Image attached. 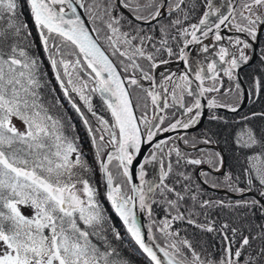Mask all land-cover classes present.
Instances as JSON below:
<instances>
[{"label": "snow or ice", "instance_id": "6c2138e0", "mask_svg": "<svg viewBox=\"0 0 264 264\" xmlns=\"http://www.w3.org/2000/svg\"><path fill=\"white\" fill-rule=\"evenodd\" d=\"M120 2L123 8L134 13L136 20L145 22L161 16L163 8H167L171 14L172 11L181 9L184 4V0H176L174 6L170 0L168 3H165V0H144V3H141V0H120ZM28 3L46 50L49 47L48 37L52 34L59 36L62 43L70 42V45L74 46L75 50L67 54L74 56L75 59L65 60L61 47L53 40L51 47L55 54H49L48 59L54 69L58 64L63 68V74L67 77L66 83L72 86L67 87L65 81L61 79V73L56 71V78L65 95L67 96L69 91L78 93L88 111L97 119L95 130L88 127V132L96 146V157L108 187L107 199L143 253L153 264H165L158 255L157 249L167 258L166 264H239L241 250L238 249L233 253L230 244L225 246L224 255L217 260L209 256L202 258L186 239L170 243L168 248L173 249L170 252L168 248L160 247L155 243L151 229H149V238L152 239L153 244L147 243L137 222L136 209L138 206L140 211L146 210L151 213L148 194L153 192V187L147 186L148 181L144 179L145 164L158 157L152 155L151 160L145 158L144 163L140 164L139 185L132 183L129 166L133 162L134 155L139 153L142 143L151 144L161 132L188 129L198 123L204 108L200 97L205 93L220 91L223 87V80H218L221 71L230 81L236 79L233 75L234 70L250 59L243 49L250 48L251 45L239 37L232 41L233 46H240L239 57L227 47H221L217 55L220 62L227 64V67L218 70L217 62L214 60L208 66L211 76H206L204 68L201 67L195 75V79L199 81L197 93L192 87L193 82L187 72L176 78H174L175 74H170L163 78V82H157L150 71H145L138 62L140 59L148 61L150 68L159 67L154 54L146 51V41H150L151 37L140 36L139 31L135 35L121 31L120 17L110 15L111 3L103 9L104 15L108 16V20L104 23L109 30L105 39L110 52L102 48L98 36L92 35V32H98V29L93 28L89 31L79 14L78 8L86 7L83 0H28ZM254 6L264 7V0H249L244 4L250 16H243L241 13L246 24L234 25L238 32L246 33L252 40L257 38V27L264 24L261 14L251 12ZM17 7L18 0H0V22L7 20L6 27L0 26V42L6 41L9 33L13 37H19L21 31L26 29V25L16 22ZM209 8H211L210 4ZM143 10H148L147 14H142ZM208 16L209 13L206 12L199 25H191V32L187 28L182 30L181 35L191 37L184 42L185 47L193 42H200L197 32L202 30L201 26H205L202 32L204 37L213 30L208 26ZM97 18L103 19L98 15L93 17V20ZM228 19V16H222L219 23L214 25L216 41L222 39L219 29ZM174 23L178 25L181 21L177 19ZM161 31L164 33L163 29ZM164 36L165 38L160 41L161 47L155 48L153 45V48L156 52L164 49L171 56L173 52L167 47L166 33ZM203 51L207 52L208 46H204ZM56 55L60 56L59 60ZM110 56L123 58L119 60V69ZM180 58L186 59L183 48L180 49ZM161 63L167 62L161 61ZM70 66L72 71L69 70ZM77 69L84 71L94 81L95 86L91 91L99 93L106 109L110 112L111 123L103 116H98L93 110L91 97L84 94V88L88 87V83L81 80ZM38 71L37 60L18 43L11 44L8 52L0 48V264H117L109 260L111 251H101L90 239V236L95 235L106 241L105 237L95 231L96 225L101 224L104 219L102 209L95 199V189L87 179L74 171L77 168L84 171L90 169L82 159L76 144L64 134L60 120L53 117L40 103L38 90L42 84ZM73 72H76V79L81 80L79 87L73 81ZM137 72L140 73L139 78ZM141 80H147L153 86L144 88ZM205 80H211L213 83L205 87ZM132 86L143 90L150 99L151 108L147 102L133 106V99L130 96ZM254 86L258 94L264 83L257 78L254 80ZM235 87L239 89V83ZM226 91L231 92L232 89ZM164 94H167L166 98ZM185 95L192 97L191 104H185ZM169 99L171 103L168 102ZM73 107L83 117V113L75 103ZM177 107L183 110L185 117L175 119L167 126H163L165 119L168 118L165 110ZM207 107L210 109L229 107L231 111H237L235 106L218 104L215 98L209 100ZM141 108L143 111H139ZM189 113L192 115L187 116L186 114ZM13 117L23 122V131L13 124ZM212 118L218 119L215 116ZM84 123L88 125L87 119H84ZM203 143L210 144L212 141L206 139ZM236 143L241 148L251 149L261 144V141L257 140L252 129H246L238 134ZM105 145L112 146L114 150L106 157H101ZM166 146V140L157 141L155 150L169 158L175 154L177 164L181 160L194 166L209 163L215 171H219L222 166V157L218 153L205 152L203 157L191 158L188 154L181 153L178 147H170L165 152ZM192 147L196 149L195 142ZM72 154H75V160L71 158ZM113 160L117 161L116 176L125 178L130 186L131 195L128 191H124L123 183H114L116 177L109 170ZM248 160L250 167L245 171L249 189L253 178L264 186V167L260 166L264 163V152L250 156ZM171 172L172 163L169 162L167 171L162 172V179ZM179 175L186 180L191 179L183 172ZM201 175L208 177L210 174L201 172ZM231 181V175L226 174L224 183L232 187ZM208 182V179H205V183ZM77 184H82V189H77ZM145 186H147L146 190ZM212 186L217 185L213 183ZM164 188L176 197L175 200L167 201L169 206L177 208V215L172 217V221L185 219L184 214L178 210V201H182L184 195L173 187L164 185ZM187 190L189 189L186 185L185 191ZM233 190L244 191L236 188ZM161 194H164L163 191ZM261 195H264V191ZM191 199L193 201L197 199L195 193ZM210 203L203 201L201 207L209 206ZM253 203L258 202L253 201ZM21 207L30 208L32 214L24 215ZM172 221L165 219L161 222L159 231L165 238L179 235L178 232L170 231ZM187 221L190 224L195 223L191 219V214L187 217ZM81 224L84 225L83 228ZM197 227L208 232L214 231L211 224L197 225ZM227 227V224L222 226L225 229ZM232 231L235 234L236 230ZM115 235L119 239V233ZM224 239H228L226 234ZM248 244V239L244 238L242 245ZM178 245L186 247L188 252H183Z\"/></svg>", "mask_w": 264, "mask_h": 264}, {"label": "flooded vegetation", "instance_id": "af4514ba", "mask_svg": "<svg viewBox=\"0 0 264 264\" xmlns=\"http://www.w3.org/2000/svg\"><path fill=\"white\" fill-rule=\"evenodd\" d=\"M83 2L85 3V6H86L85 8H82L83 13H84L86 19L88 20V22L90 23L92 29L93 28L98 29V32H94V33H95L96 37L97 36L99 37V42L102 45V47L105 49L106 52H110V49H108V45H107V42L105 39V37L109 34V30L106 28L105 23H104V21L108 20V16L104 15L103 9L109 3H111V7L109 9L110 15L120 17L121 31L130 32L133 35L137 34V32L139 31L140 36L151 37L150 41H146V51L154 54V59L159 64V67L150 68L149 62L146 60H143V59H140L138 62L145 69V71L151 72V74L155 77V80L157 82H163V78L170 75V74H175L174 78H176V77H179V76H181L187 72L189 74V78L193 82L192 83L193 89H196L195 85L199 84V81H197L195 79V75H196V72L201 67L204 68V70H205L204 74L206 76H211V73L208 72V66L214 60L217 62L218 70L227 67V64H223L220 62L219 56L217 55V53L219 52L221 47H227L230 52H235L237 57H239V48L240 47L233 46V44L231 42L234 41L237 37H239L243 40H246L250 44V41L248 39H244L238 34L240 32H238L236 30V28L234 27V25H236L235 24L236 23L235 18H234L232 26L230 27V30L232 32V34L230 36H228V37H226V36L222 37L221 36L222 39L220 41H216L215 37H213L207 41H203V42L199 43L193 49V51L190 53L189 56L186 57V59L180 58V49L181 48L185 49L184 42L186 40L190 39V36L181 35V32L185 28H187L189 30V32L192 31L191 25H193V24L197 25L199 23L207 5L209 4V0H184V4L181 6V9L172 11L171 14H169L168 9L163 8V9H161V16H159L155 20H151L150 22H145L143 20H136L134 18V13L129 12L128 9H125L121 6L120 0H83ZM168 2H169V0H165V3H168ZM170 2L174 6L176 0H170ZM141 3H144V0H141ZM240 3H241V1H240ZM240 3H239V5H240ZM239 5H238V8H239ZM238 8H237V11H238ZM147 11L148 10H143L142 14H147ZM237 11H236L235 17H237ZM98 15L102 16L103 19L97 18V19L93 20V17L98 16ZM185 17H187V18H185ZM177 19H179L181 21V23L178 25L174 23ZM32 21L34 22L33 16H32ZM35 26H36V24H35ZM259 28H260V25L257 29V33H258ZM36 29H37L38 34H39V29L37 28V26H36ZM141 29H142V31H140ZM161 29H163L164 33H166V35H167V47H170L172 49V52H173V54L171 56L164 49H161L159 52H156V50H155V48L161 47L160 41L165 38L164 33H162ZM263 34H264V32L261 33L260 39L258 42V56H257L256 60L247 66L248 62L252 58L253 49H252V47L247 48V49H250L249 54L247 53V51L245 49H243L245 55L249 56L250 59L247 61V63H242L238 69L234 70L233 75L236 77V79L233 81H230L226 76H224L223 72L221 71L220 76L218 77V80H221V79L223 80V87L220 88V91L218 93H216V92L205 93V95L203 96L204 97L203 100L205 101V105H204L203 110H206V112L204 113L202 110V115L199 118V122L195 124L196 126L193 125V126L189 127L188 129H186L185 131H183V133L185 135L182 136L181 141H182V145L185 146L187 149L182 148L178 144V138L177 137H171L172 139L167 140V146L165 147V150H164L165 152H167L168 148H170V147H178L180 149V151H183L184 153H187L189 155L199 154L196 157H191V158H200V157H203V154L199 153L200 150L205 151L206 149H198V151L195 150V152L191 153L193 150V147H192L193 142L196 143V148H198L199 146H205V145H207V146L208 145H215L221 149V151L223 152V154L225 156V160H226L225 172L222 174H218L219 172L213 171V173H212V172L206 170L205 167H209V168L213 169L209 163H202L199 166H194V165H188V164L184 163L183 160H181V162L179 164H177L175 154H173L172 157L169 158L166 155H164V153H160L159 166H160L161 176H162L163 171H167V165L169 162L172 163V172L167 177H164V180L161 182V184L157 188V191L154 195L153 202H152V217L153 218H155L154 216H157L160 213V210L158 209L159 208L158 202L159 203H160V201H161V203L164 202L163 199H160V196L157 199L158 192L160 189H165L164 185L173 187V180H172V184H170L169 180H170V178H173V173L176 174L175 171H178V172H179V170L180 171H186L190 177H192L194 175V177L196 178V182H197L199 187H204L198 179V171L199 170H200V175H201V172H207L210 174L208 177L201 175V177H203L204 180L208 179V181H209L208 184H210V185H212L214 183V181L215 182H219V180L221 181L222 178H224L227 173H230V168L232 166L230 165L231 162L228 160V156L226 153V151H228V150L225 151L224 146H222L218 143L205 144V143H203V141L206 139L210 140L212 142L214 141V140L210 139V137L208 135V132H209L208 127L209 126L210 127L216 126L218 128H220V127L227 128L228 124H226V122L229 121L231 118H235L237 123L242 125L245 129H252L253 130V125H252L253 120H251V119L256 116L255 115L256 112L254 111L253 104L257 101L258 95L261 93V89H260L258 94L256 93V89L254 86V80L257 78L261 80V78H263L262 74H264V58H261V60H260V57H261L260 44H261V37ZM39 37L41 39L40 34H39ZM59 38L60 37L57 36L56 34H52L51 36H49L48 37L49 47L47 50L45 49L43 42H42V39H41L43 51H44V54H45L46 59H47L46 61L50 65V68H52V65L50 63V60L48 59L49 54H55L53 52L52 47H51L53 40H55L56 44L58 46H60L61 48H63V46H64L63 45L64 43L57 42V40ZM248 38L251 39L249 36H248ZM251 41L257 42V38L255 40L251 39ZM69 43H67V44L70 45ZM153 45H155V48H153ZM204 46H208L207 52L203 51ZM71 47H72L71 49L74 51L75 50L74 46H71ZM56 58H57V55H56ZM111 59L117 65V67L119 69V60L123 59V58L122 57H111ZM161 61H166L167 63H161ZM56 70L59 71L60 73H62L61 67L59 68L58 65H57ZM52 71H53V68H52ZM82 73H84V75H86V73L84 71H82ZM53 74H54V71H53ZM122 75H127V74L122 73ZM136 75L139 78L140 73L137 72ZM54 78L57 81L58 85H60L55 74H54ZM87 78H88V81L90 82L91 85H90V87L88 85L87 88H84V94L91 97V104L94 108L93 110L97 113V115L103 116L105 119L109 120V123H111L112 120H111L110 112L106 109V106L104 105V103H103L101 97L99 96L98 92H92L91 91V89L95 86L94 81L91 80L88 76H87ZM61 79H63L65 81V84L67 87H69V88L72 87L71 85H67V83H66L67 77L64 76L63 74H61ZM212 83L213 82L211 80H205L204 86L205 87L210 86ZM237 83H239V85H240L239 89H236V87H235V85ZM242 83H243V85H245V87L249 93V100L243 109H241L238 112H231L229 107H215V108H219L220 110L210 109L207 107L209 100L215 98L216 101L218 102V104H220V105H225V104L226 105H232V106H235L237 108L242 103V101L244 99V90L242 87ZM141 84L143 85L144 88H149V87L153 86L152 83L147 81V80H141ZM60 88H61V85H60ZM229 88L232 89L231 92L226 91ZM157 90L159 91V88H157ZM61 91L64 95V98L70 104V106L72 108L71 111H74L76 113V115L83 121V123H84V119H87L88 125H85V123H84L87 131H88V127H91V128H93V130H95V128L97 127V119H96V117H94L92 115L91 112L88 111L87 106L84 104V101H82L80 99V97L76 94V92L69 91L68 95L66 96L63 89ZM130 92H131V97L133 99L134 105H136L137 103H140L141 105H143V103L147 102L149 104V108H151L150 99H148L146 97V94L143 92V90L141 88H138L136 86H132ZM166 96H167V94H164L165 98H166ZM69 97L71 99H69ZM168 102L171 103V100L169 99ZM184 102H185V104H191L192 97H188L187 95H185ZM73 103H75V105H77L80 108V111L83 113V117H81V115L73 107ZM139 111H143V108H141ZM165 111H166V115L168 118L165 119L163 126H167L168 123L173 122L175 119H180V118L185 117L183 110L178 108V107L177 108H169V109H166ZM186 115L191 116L192 114L189 113ZM242 115L244 117H242ZM214 116L218 117V119H213L212 117H214ZM149 117L151 118V112H149ZM247 117H249V119ZM228 128L231 129L235 134H237L235 131V128L233 126H229ZM165 133H167V132H161L158 135L165 134ZM229 140H230V138H229ZM185 141H188V143H185ZM232 146H234V149H236V153H235V157H234L235 158L234 162H236V165L234 163V167H235L234 172L237 173V174H234L233 184L238 186L241 183L240 170H241V156H242L241 152H242V149H241V147L236 145V142H234V145H232ZM108 147H109V145H105L106 152L108 150ZM95 148H96V146H95ZM189 149L191 151H189ZM208 150L210 152H213V153H218L219 156L222 157V164H223V156H222L221 152H218V151L212 150V149H208ZM204 151H203V153H204ZM106 152H105V154H106ZM105 154H104V156H105ZM176 168H178V169H176ZM109 170L112 171L113 175L116 177L114 183H120L119 182L120 181L119 176H116V171L114 172L113 169L112 170L110 169V165H109ZM215 184H217V183H215ZM223 184H225L224 181H223ZM126 186H128V185H126ZM216 187L221 188L219 186H216ZM221 189L225 190V188H221ZM231 189L233 190V187H231ZM124 191H128L130 195L132 194L129 191V187L125 188ZM231 192H233V191H231ZM233 193H235V192H233ZM163 195H166V203L168 200H173V193L167 192V190H166ZM105 198H106V196H105ZM225 199L223 201H225ZM106 201H107L108 205L110 206L107 199H106ZM169 207H170V211H172V213H173V207H171V206H169ZM110 208H111V206H110ZM172 213H171V215H172ZM171 229L173 230V221L171 223Z\"/></svg>", "mask_w": 264, "mask_h": 264}, {"label": "trees", "instance_id": "16d2710c", "mask_svg": "<svg viewBox=\"0 0 264 264\" xmlns=\"http://www.w3.org/2000/svg\"><path fill=\"white\" fill-rule=\"evenodd\" d=\"M15 19L17 23L26 25V29L21 31L19 37H13L9 33L7 40L0 42V48H2L4 52H8L9 46L11 44L18 43V45L24 48L31 57L37 60L39 65L38 76L42 84V87H40L38 90L40 103H42L47 108L48 112L53 117L60 120V122L63 124L64 134L76 144L81 157L84 158V161L90 169L88 171H84L83 169L77 168L74 169V171L78 172L82 178L87 179L89 181V184L94 181L97 182L96 179H98V172L96 173L95 170L92 169L95 162L94 157L96 148L94 146L93 150L91 146H89V144H93L91 135L88 133L83 121L76 115L74 111H71V113L73 114L72 116L76 119V121H78L80 124H78L77 128L79 132L78 135H81L83 138L82 141L77 142L76 137L78 136L77 134L75 135V131L72 132L73 129H71V121L69 122L66 117L68 115L67 108L58 100L60 99V97L55 95V91L52 88V86H56L62 95L61 97L64 98V95L61 91L62 89L54 78L52 68L48 67V63L46 61L47 59L41 44V39L39 37L36 26L32 21V15L27 0H18L17 15ZM6 25V19L0 22V26L6 27ZM260 48L261 60V58H264V34L261 37ZM262 76L263 78H261V82L264 83V74H262ZM253 107L254 111L256 112V116L251 119L254 123L253 132L255 133L257 140L261 141V144H257L251 149L241 148V183L238 186H240V188H242L243 190H249V185L246 182L247 175L245 171L250 167L248 157L259 155L260 153L264 152V115H262L264 114V87L261 88V93L258 95V99L253 104ZM81 128L83 129V131H81ZM208 128V135L210 139L215 140L216 142L221 141L224 144L229 141V138L233 141V145L234 142H236L238 134H235L231 130L230 137H228L229 128H218L216 126H209ZM83 133L87 134V141H85ZM228 152H230V150L226 151V153L228 156V160L231 162L232 166L230 168V174L232 177L231 184L232 186L237 187V185L233 184L234 174H237L236 172H234V163L236 165V162H234V157L236 152L231 150V156L228 154ZM71 158L75 160V154H72ZM260 166L264 167V163H261ZM189 183L190 181L182 180L178 177L177 179H173V187L176 189V191L181 192L184 195V199L178 202H187V195L185 194V191H183V188H185V186ZM250 190L257 193L264 199V195H261V192L264 191V186H261L258 180H256L255 178H253ZM232 191L236 193V191ZM193 192L196 194L197 199L195 201L190 199V205L192 207V210L197 211V214L196 212H193V214H191V219L194 220L196 224H193L191 227L186 226V229H183V232H186L184 234L190 233L188 235L190 239L186 240L191 243L196 252L200 253L202 258L205 256H209L213 259L218 260L224 255V248L229 243L231 245L233 253H235V251L238 249L241 250V256L239 258L241 264H245V262H247V264H264L263 206H261L259 202L253 203V201L256 200L252 198L247 199L246 201H239L240 204L237 205L236 203L238 200H232L228 197H225L226 199L223 197L220 198L221 196H219L217 193L209 191L204 187L198 186L193 190ZM175 198L176 197L174 196V199ZM224 199L225 201H223ZM104 201L105 206L103 208L104 211H102L104 219L101 224L96 225L95 231L99 232L100 236L105 237L106 241L100 239L98 236L93 235L90 236L92 243L97 245L101 249V251H111L112 255L109 257V260L115 261L117 262V264H145V262L146 264H151V262L142 254L134 241L131 240L132 238L127 233V231L123 229L124 227L122 226V224V230L119 231H121L122 233L126 232L125 234L127 236L128 242L120 238L121 232H119L118 230L107 229L113 223L117 225L120 224L118 223L117 216L108 205L106 198H104ZM203 201H209L211 203L209 206L201 207ZM192 203L195 206H193ZM209 224H211V226L214 228V231L208 232L201 227H197V225L208 226ZM225 224L228 225L226 229L222 228V226ZM80 226L82 228L84 227L83 224H81ZM121 226H119L120 229ZM233 229L236 230L235 234H233ZM176 230L182 231V229ZM115 233H119V239L116 238ZM225 234L228 237L227 240L224 239ZM244 238L248 239V245H242V241ZM159 242L161 243L162 241ZM181 249L185 253L188 252L187 248H185L184 246Z\"/></svg>", "mask_w": 264, "mask_h": 264}, {"label": "water", "instance_id": "95a60500", "mask_svg": "<svg viewBox=\"0 0 264 264\" xmlns=\"http://www.w3.org/2000/svg\"><path fill=\"white\" fill-rule=\"evenodd\" d=\"M240 1L241 0H209V4L211 5V8H209V4H208L206 9H205V11H204V13H203V15H202V17H201V19L204 18V14L206 12L209 13L208 26L212 27L213 30L211 32H209V35L207 37H204L202 32H203L205 26H201L202 30L200 32H197V36L200 38V42L199 43H201L203 41H207V40L215 37L216 29H215L214 25L219 23V20H220V18L222 16H228L229 19L227 21H225V23L220 26L219 34L222 37H225V36L228 37V36H230L232 34V32L230 30V27L232 26V23H233V20L235 18L236 11H237V8H238V5H239ZM78 12L81 15L82 19L84 20L85 25L89 28V31H91L92 27H91L90 23L88 22V20L86 19L85 15H84L83 9L82 8H78ZM33 20H34V18H33ZM197 25H199V23ZM262 32H264V24H261L260 28L258 30L257 42H252L251 39L248 38L247 34H245L243 32L238 33L242 38L248 39L250 41L251 47L253 49L252 58L248 62L247 66L250 65L251 63H253L256 60L257 56H258V42H259L260 35H261ZM92 35L94 37H96L94 32H92ZM190 39H191V37H190ZM199 43L193 42L191 44H188L187 47H185V49H184L185 57L189 56L190 53L193 51V49ZM53 71H54V74L56 76V71L57 70L53 68ZM59 84H60V82H59ZM198 85L199 84L195 85V88H196L197 92H198ZM242 87H243V90H244V99H243L242 103L237 107V111H235V112H238L241 109H243L245 107L246 103L249 100V93H248L245 85H243V83H242ZM130 96H131V92H130ZM203 98H204L203 96L200 97L201 103L203 105H205V101L203 100ZM133 106L135 107L134 103H133ZM211 109L220 110L219 108H211ZM203 112L205 113L206 110H203ZM231 112H233V111H231ZM185 130L186 129H177L176 131H173V132H167L165 134L157 135L155 137L154 141L151 144L142 143L139 153L134 155L133 162L129 166V170H130V173L132 175V183H135V184L139 185L140 184V180H139V170H140L139 166H140V164L144 163L145 158H148L149 160H151V156L152 155H156L158 157V159L151 160L150 163L145 164V173H146V175H145L144 179L146 181H148V185L147 186L153 187V192L148 194V201H149V203L151 205V213L149 214V212L146 211V210L145 211H140L138 206H137V209H136V213H137V222L141 226V231L144 234V238H145L146 242L149 243V244H153L152 239L149 238V229H151V234L155 237V243L159 244L160 247H164V246H162L157 241L156 236H155V232H154V228H153V224H152V202H153L154 195H155V193L157 191V188L161 184V182L163 181L164 178L162 179V176L160 174V166H159L160 152H157L155 150V143L157 141H165V140L167 141V140H169L170 137H177L178 138V144L182 148L187 149L185 146L182 145V141H181L182 136L185 135L183 133V131H185ZM199 147L200 148L212 149V150H216L218 152H221V154L223 156V170L221 172H219L218 174L224 173L225 172V167H226V160H225V156H224L223 152L221 151V149L219 147L215 146V145H208V146L205 145V146H199ZM113 150L114 149L112 148V146H109L104 157H106L107 154L109 152L113 151ZM193 150H195V149H193ZM189 151H191V150L189 149ZM205 168H206V170H208V171L213 173L211 168H209V167H205ZM101 174H102L103 183H104L103 186H104L105 196H106V199H107L108 187H107L106 180H105V177H104L102 171H101ZM198 179H199L200 183L205 188H207L208 190L213 191V192H215V193H217V194H219L221 196H226V197L233 198V199H240V198H243V197H246V196H250V197H253V198L257 199L264 206V200L260 196H258L256 193H254L252 191H245V192L236 194V193H231V192H229L227 190H224V189L213 187L210 184L205 183V180L200 175V170L198 171ZM147 186H145V190L147 189ZM108 202H109L111 208L113 209V211L115 212V210H114V208H113V206H112V204L110 203L109 200H108ZM116 215H117V213H116ZM117 218L123 224L121 218L118 215H117ZM124 227H125V230H126V226L125 225H124ZM130 237H131V235H130ZM131 238L134 241V243L137 245V247L139 248V246L135 242L134 238L133 237H131ZM140 251L143 253V251L141 249H140ZM157 253L165 261V264H166L167 258H165L163 256V253L159 252L158 249H157ZM143 254L146 256L145 253H143ZM146 258L150 261V259L147 256H146ZM151 263L153 264V262H151Z\"/></svg>", "mask_w": 264, "mask_h": 264}, {"label": "rangeland", "instance_id": "374dc122", "mask_svg": "<svg viewBox=\"0 0 264 264\" xmlns=\"http://www.w3.org/2000/svg\"><path fill=\"white\" fill-rule=\"evenodd\" d=\"M249 2V0H241V3H240V5H239V8H238V11H237V17H235V24H237V23H239V24H242V25H245L246 24V21H244L243 19H242V16H241V13H243V16H250V12L247 10V9H245L244 8V4H246V3H248ZM251 12L252 13H256V14H261V16H262V18H264V7H258V6H254L252 9H251ZM251 18H255V16H251ZM259 27V26H258ZM258 27H257V29H258ZM57 42H62V39L61 38H59L58 40H57ZM69 43V42H68ZM70 44V43H69ZM64 46H63V48H61V52L64 54V59L65 60H74L75 59V57L74 56H72V55H68L67 53H69V52H71V51H73L71 48V46L70 45H68L67 43H64L63 44ZM235 46H238V47H240L239 45H235ZM246 51H247V53L249 54V51H250V49H247V48H244ZM59 58H60V56L59 55H57V59L59 60ZM58 66H59V68L61 67L59 64H58ZM48 67H50V65L48 64ZM70 71H72V69H71V66H70V69H69ZM61 71H62V73L61 74H63V68L61 67ZM76 71H78L79 72V75H80V78H81V80H83V81H87V83H88V85H89V87H90V82L88 81V78H87V76L86 75H84V73H82V70H80V69H77ZM64 75V74H63ZM81 80H77L76 79V72H73V81H74V83L79 87L80 85H81ZM53 82H55V81H53ZM52 85V84H51ZM52 88H53V90L55 91V95L56 96H59L60 97V99H58L61 103H63L64 104V106L67 108V113H68V115L66 116L67 117V119H68V121L70 122L71 121V129H73L72 130V132H74L75 131V135L77 134V136L78 137H76V140H77V142H81L82 141V136L81 135H78V128H77V126H78V124H79V122L78 121H76V119L72 116L73 114L71 113V107H70V104L68 103V101L65 99V98H63V97H61L62 95H61V93L59 92V90H58V88L56 87V86H52ZM78 96H79V94L78 93H76ZM80 97V96H79ZM70 111H69V110ZM94 109V108H93ZM242 117H244L243 115H242ZM248 119H249V117H247ZM13 124H15L16 125V127L17 128H19L21 131H23L24 130V124H23V122L22 121H20V120H18V119H16L15 117H13ZM67 124H68V122H67ZM226 124H228L227 125V128L229 127V126H233L234 128H235V131H236V133L237 134H240L241 133V131L242 130H246L242 125H240V124H238L237 123V121L235 120V118H231L229 121H227L226 122ZM80 125V124H79ZM253 126H254V123L252 124ZM81 131H83V129L81 128ZM230 134H231V129H229V132H228V137H230ZM205 136V135H204ZM83 137H84V139H85V141H87L88 140V136H87V134L86 133H83ZM206 137V136H205ZM88 143V142H87ZM212 143H218V144H220V145H222V146H224V148H225V151L226 150H230V152H228V154L231 156V150H233L234 152H236V149H234L233 148V141L230 139L226 144H224L223 142H216L215 140L212 142ZM89 144V143H88ZM226 145V146H225ZM236 145H237V143H236ZM89 146H91V148L94 150V144H92V145H90L89 144ZM198 149H206L205 151H204V153L205 152H210L207 148H197V149H195V150H197L198 151ZM195 150L194 151H192L191 153H193V152H195ZM203 151H200L199 153H202L203 154V156H204V153H203ZM105 152H106V148H105V146L103 147V149H102V151H101V157H103L104 156V154H105ZM95 153V152H94ZM181 153H184L183 151H181ZM187 154V153H186ZM197 155H199V154H194V155H189L188 154V156L189 157H196ZM83 160H84V158H82ZM230 159H231V157H230ZM94 160H95V162H94V166H93V168L92 169H94L95 170V172L97 173V178L98 179H96L97 180V182H91L90 183V185L95 189V199H96V201H97V203L100 205V208L102 209V211H104L103 210V208H104V206H105V201H104V198H105V191H104V186H103V178H102V174H101V170H100V166H98L99 165V163H98V160H97V157H96V153H95V157H94ZM116 163H117V161H113L112 162V164L110 165V169L112 170L113 169V171L115 172V171H117V169L115 168V165H116ZM231 165V164H230ZM179 168V167H178ZM178 168H176V169H178ZM175 169V170H176ZM212 171H215L214 169H211ZM223 170V164H222V166L220 167V170L219 171H216V172H221ZM174 171V170H173ZM181 172H183V173H185V175H187V176H189L188 175V173L186 172V171H180L179 170V172L178 171H175V173L176 174H174L173 173V178H170V180H169V182H170V184H172V180L175 178V179H177V177L178 178H181L182 180H186V179H184L182 176H180L179 175V173H181ZM227 174H230V173H227ZM231 175V174H230ZM190 177V176H189ZM191 179H187L188 181H190V185L189 184H187V186H188V189L189 190H187V191H185V188H183V191H185V194L187 195V202L186 201H184V202H178V210H179V212L180 213H183L184 214V216H185V219H182V220H175V221H173V230L170 228V231L171 232H178V233H180L179 234V236L178 237H180V238H178V237H176V236H172V237H170V238H165V236L163 235V233H161L160 231H159V227H160V225H161V222L163 221V220H165V219H168V220H170V221H172L171 219H172V217L173 216H175V215H177V208L176 207H173V213H172V211H170V207H169V204L168 203H166V195H162L161 193H162V191H163V193L166 191V189H160L159 190V192H158V195H157V199H158V197L160 196V199H163L164 200V202L163 203H161V201H160V203L158 202V205H159V210H160V213L157 215V216H154L155 218H153L152 217V224H153V228H154V232H155V236H156V239H157V241L159 242V241H162L160 244L162 245V246H164L165 248H168V245L170 244V243H172V242H178V241H180V240H185V239H190L189 237H188V235L190 234H184V233H186V232H183V229H186V226H192L193 224H196V223H191V224H187L188 223V221H187V216H189V214H193V212H196V214H197V211L196 210H192L191 208V205H190V203H191V201H190V199H191V197H192V193H194L193 192V190L196 188V187H198L197 186V183L195 182L196 181V178L194 177V175L192 176V177H190ZM119 182L120 183H123V185H124V189L125 188H128V187H130L129 186V184H128V182L125 180V178L123 177V176H119ZM164 180V179H163ZM223 181H224V178H222V180L220 181L219 180V182H215L214 181V183H217L216 185L217 186H219V187H221V188H225V190H227V191H229V192H231L232 191V189H231V187H229V186H227L226 184H223ZM126 185H128V186H126ZM213 185V184H212ZM211 185V186H212ZM77 189H82V187H83V185L82 184H77ZM233 188H236V189H242V188H240V186H237V187H234V186H232ZM217 188V187H216ZM220 188V189H221ZM229 189V190H228ZM210 191V190H209ZM245 191H251L250 189L248 190V189H245L243 192H245ZM213 192V191H212ZM253 192V191H252ZM233 193V192H232ZM239 193H242V192H240V191H236V194H239ZM255 193V192H254ZM257 194V193H256ZM219 195V194H218ZM258 195V194H257ZM174 194H173V200H175L174 199ZM219 196H221V195H219ZM259 196V195H258ZM225 198L226 196H221L220 198ZM261 197V196H260ZM229 198V197H228ZM254 199V200H256L257 202H259L257 199H255V198H253V197H250V196H246V197H243V198H240V199H236V200H238L237 201V205H239L240 204V202L239 201H246L247 199ZM262 198V197H261ZM263 199V198H262ZM264 200V199H263ZM189 202V203H188ZM259 204L261 205V206H263L260 202H259ZM192 205L193 206H195L193 203H192ZM164 206V207H163ZM263 208H264V206H263ZM112 209V208H111ZM113 210V209H112ZM21 211L24 213V215H26V216H30L31 214H32V210L30 209V208H26V207H21ZM114 212V211H113ZM171 213H172V215H171ZM114 214L116 215V213L114 212ZM117 216V215H116ZM237 219V218H236ZM117 220H118V223L120 224V225H117V224H115V223H113V224H111L110 225V227H108L107 229H110V230H122V226L124 227V225L121 223V221L117 218ZM121 224H122V226H121ZM198 224V223H197ZM119 226H121V229L119 228ZM117 227V228H116ZM185 227V228H184ZM123 229H125V227L123 228ZM175 229V230H174ZM176 229H182V231H178V230H176ZM117 231V232H118ZM119 232H121V231H119ZM182 232V233H181ZM126 233V232H125ZM125 233H122L121 232V239H123V240H125L126 242H128V240H127V236H126V234ZM182 234V235H181ZM159 239V240H158ZM132 240V239H131ZM179 247H183V245H178ZM186 248V247H185ZM168 250L170 251V252H172L173 251V249H171V248H168ZM182 250V249H181ZM183 251V250H182ZM187 251H188V249H187ZM200 251V250H199ZM143 254V253H142ZM144 255V254H143ZM145 256V255H144ZM146 257V256H145ZM145 264H146V262H145ZM152 264V263H151ZM239 264H241V262L239 261Z\"/></svg>", "mask_w": 264, "mask_h": 264}, {"label": "bare ground", "instance_id": "6f19581e", "mask_svg": "<svg viewBox=\"0 0 264 264\" xmlns=\"http://www.w3.org/2000/svg\"><path fill=\"white\" fill-rule=\"evenodd\" d=\"M27 2H28V0H27ZM29 4V3H28ZM30 7V6H29ZM159 187V186H158ZM207 189V188H206ZM208 190V189H207ZM232 193V192H231ZM232 200H236V199H233V198H231Z\"/></svg>", "mask_w": 264, "mask_h": 264}]
</instances>
